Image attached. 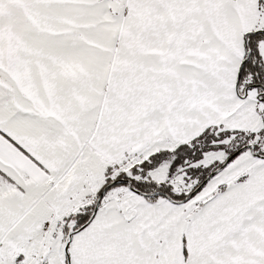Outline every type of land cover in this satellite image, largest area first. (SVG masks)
Segmentation results:
<instances>
[{
  "label": "snow or ice",
  "instance_id": "1",
  "mask_svg": "<svg viewBox=\"0 0 264 264\" xmlns=\"http://www.w3.org/2000/svg\"><path fill=\"white\" fill-rule=\"evenodd\" d=\"M0 264H264V0H0Z\"/></svg>",
  "mask_w": 264,
  "mask_h": 264
}]
</instances>
